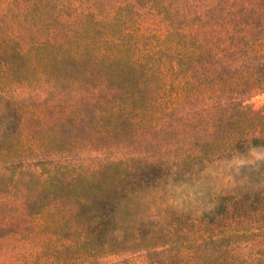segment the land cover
I'll list each match as a JSON object with an SVG mask.
<instances>
[{
    "label": "trees",
    "instance_id": "16d2710c",
    "mask_svg": "<svg viewBox=\"0 0 264 264\" xmlns=\"http://www.w3.org/2000/svg\"><path fill=\"white\" fill-rule=\"evenodd\" d=\"M264 0L0 2V249L17 264H264Z\"/></svg>",
    "mask_w": 264,
    "mask_h": 264
},
{
    "label": "rangeland",
    "instance_id": "374dc122",
    "mask_svg": "<svg viewBox=\"0 0 264 264\" xmlns=\"http://www.w3.org/2000/svg\"><path fill=\"white\" fill-rule=\"evenodd\" d=\"M4 6H11L15 2H21V0H0ZM249 104L253 105L256 109L264 108V92L252 97ZM264 161V148H257L251 150L248 154L234 160L230 165L235 166H257ZM13 235L4 237L1 240L0 249V264H17L15 259V245L16 242ZM95 264H148L147 258L144 253L127 254L122 256H106L101 258Z\"/></svg>",
    "mask_w": 264,
    "mask_h": 264
}]
</instances>
